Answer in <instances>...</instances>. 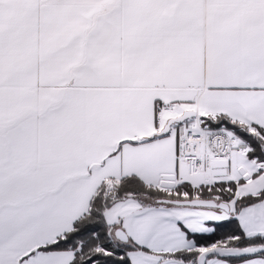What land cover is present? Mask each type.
Returning <instances> with one entry per match:
<instances>
[{
	"label": "crops",
	"instance_id": "0c3cea01",
	"mask_svg": "<svg viewBox=\"0 0 264 264\" xmlns=\"http://www.w3.org/2000/svg\"><path fill=\"white\" fill-rule=\"evenodd\" d=\"M162 102L196 111L201 127L223 115L264 129V0H0V264H71L74 252L39 248L71 231L105 182L174 191L163 177L184 166L181 134L152 138ZM249 173L216 164L184 181L234 183L239 198L264 190ZM231 216L264 237V199L237 215L145 196L105 211L131 264H186L164 253L195 248L189 233Z\"/></svg>",
	"mask_w": 264,
	"mask_h": 264
},
{
	"label": "trees",
	"instance_id": "16d2710c",
	"mask_svg": "<svg viewBox=\"0 0 264 264\" xmlns=\"http://www.w3.org/2000/svg\"><path fill=\"white\" fill-rule=\"evenodd\" d=\"M202 125L209 130H225L241 137L251 150V157L264 163V129L247 126L227 116L203 117ZM253 172V171H252ZM255 173V172H254ZM258 173L256 172L255 175ZM254 175V174H253ZM168 192L162 188L147 185L138 178L130 177L122 181L105 182L94 196L89 212L77 221L73 229L51 244L41 246V251H72L75 258L71 264H131L126 249L112 244L110 228L105 221V211L115 202L126 197H148L159 200H206L218 203H235L236 215L241 209L264 199V190L256 195L238 198L237 185L234 183H216L194 186L181 181ZM214 232L209 235L188 234L196 242V247L186 251L164 253L165 257L182 261L186 264H198L204 249L220 245L229 248L248 249L264 245V237L247 238L241 230L236 216L226 221L213 224ZM109 251L104 255L103 251ZM216 255H211L209 258ZM257 257L235 256L229 258L233 263Z\"/></svg>",
	"mask_w": 264,
	"mask_h": 264
},
{
	"label": "built area",
	"instance_id": "2783aa9c",
	"mask_svg": "<svg viewBox=\"0 0 264 264\" xmlns=\"http://www.w3.org/2000/svg\"><path fill=\"white\" fill-rule=\"evenodd\" d=\"M180 113L181 104L160 103L156 120L158 132L163 130L166 116L175 117ZM196 123L197 129L186 130L179 145L180 163L186 167L189 178L209 175L216 164L243 168L247 174L255 171L264 177V163L251 157V150L241 137L225 130L203 128L198 117ZM245 163H250L254 169L248 171Z\"/></svg>",
	"mask_w": 264,
	"mask_h": 264
},
{
	"label": "water",
	"instance_id": "95a60500",
	"mask_svg": "<svg viewBox=\"0 0 264 264\" xmlns=\"http://www.w3.org/2000/svg\"><path fill=\"white\" fill-rule=\"evenodd\" d=\"M197 117L196 111H186L180 116L176 118H172L167 121L164 126V129L160 133H155L152 135V138L156 136H165L171 133L172 128L176 125L185 124L186 122L193 120ZM163 180L166 184L170 183L171 187H174V183L176 181L175 175H166L163 177ZM160 204H167L177 207H193V208H214L219 209L224 212L229 213L231 211L229 204L227 203H218L216 201H204V200H185V201H178V200H159ZM118 238L121 241H126V236L122 233H119ZM264 253V245L259 246L257 248H248V249H237V248H229V247H214L205 250L200 258L198 264H206L208 258L211 255H228V256H245V257H255L259 256Z\"/></svg>",
	"mask_w": 264,
	"mask_h": 264
},
{
	"label": "rangeland",
	"instance_id": "374dc122",
	"mask_svg": "<svg viewBox=\"0 0 264 264\" xmlns=\"http://www.w3.org/2000/svg\"><path fill=\"white\" fill-rule=\"evenodd\" d=\"M192 123H194L193 121H189V122H187V123H185V124H181V125H176V126H174L173 127V130H172V132H174L175 130H179V133L181 134L180 136H181V138L183 137V134H184V132L187 130V129H197V127L195 126V124H192ZM245 166H246V168H247V170L249 171L250 170V166L248 165V164H245ZM184 167V166H183ZM180 168V170L177 172V176H179L178 178L179 179H182V180H184V178H186V174H187V172H186V170L184 169V168ZM230 206V205H229ZM231 208V211H234V209H235V207H234V204H231V206H230ZM222 214H225V213H222ZM109 235H110V237H111V239H112V244H115L116 246H117V244H116V241L112 238V235H111V233L109 232ZM214 247H229V246H227V245H225V244H223V245H220V244H218V245H216V246H213V247H209V248H214ZM209 248H207V249H209ZM207 249H204L203 250V252L205 251V250H207ZM103 254L104 255H109V254H111V253H109V251H103ZM221 256H223V255H221ZM228 258H231V256H228Z\"/></svg>",
	"mask_w": 264,
	"mask_h": 264
}]
</instances>
